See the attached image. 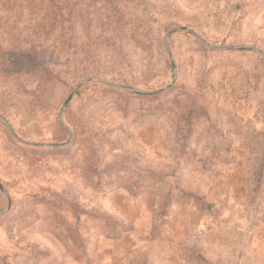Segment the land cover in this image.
I'll return each instance as SVG.
<instances>
[{
  "label": "rangeland",
  "instance_id": "1",
  "mask_svg": "<svg viewBox=\"0 0 264 264\" xmlns=\"http://www.w3.org/2000/svg\"><path fill=\"white\" fill-rule=\"evenodd\" d=\"M0 183V264H264V0H0Z\"/></svg>",
  "mask_w": 264,
  "mask_h": 264
},
{
  "label": "trees",
  "instance_id": "2",
  "mask_svg": "<svg viewBox=\"0 0 264 264\" xmlns=\"http://www.w3.org/2000/svg\"><path fill=\"white\" fill-rule=\"evenodd\" d=\"M184 129L186 128L184 127ZM95 220H97L98 226L101 229L109 230L111 226L115 225V221H113L112 218L108 214L103 213V212H100V214L95 217ZM116 234H118V232ZM72 238L77 241V236L75 233L72 234Z\"/></svg>",
  "mask_w": 264,
  "mask_h": 264
},
{
  "label": "water",
  "instance_id": "3",
  "mask_svg": "<svg viewBox=\"0 0 264 264\" xmlns=\"http://www.w3.org/2000/svg\"><path fill=\"white\" fill-rule=\"evenodd\" d=\"M184 30H186V29H184ZM229 50H233V49H229ZM238 50H251V49L240 48V49H238ZM80 88H81V87H80ZM80 88H79V89H80ZM136 93H138V94H143V95H153V93H148V92H139V91H136ZM73 96H74V94H72V95L70 96V98L68 99L66 105L72 100ZM0 188H1V190H3V187H2V185H1V183H0Z\"/></svg>",
  "mask_w": 264,
  "mask_h": 264
}]
</instances>
